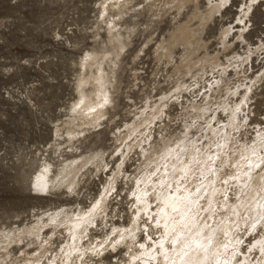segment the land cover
Here are the masks:
<instances>
[{
  "label": "bare ground",
  "instance_id": "1",
  "mask_svg": "<svg viewBox=\"0 0 264 264\" xmlns=\"http://www.w3.org/2000/svg\"><path fill=\"white\" fill-rule=\"evenodd\" d=\"M230 1L232 0H209L206 3L208 7L203 12L199 9L200 0H152L142 7L150 17L160 19L162 12L169 13L176 10L180 15L187 4L192 3L195 6L188 21L183 24L177 22L168 38H163L154 49L156 60L165 62L166 67L174 66L173 74L168 76V81L172 84L170 92L163 94L157 100H153L152 96H146L144 107L137 109L136 113H130L134 118L133 121L125 123L124 129L118 130L116 134L113 151L116 152L115 154H120L123 159H126L135 147L140 148L141 159L137 164V173L125 175L120 164L104 187L101 199L88 211L78 210L77 213H70L65 218H60L59 214L49 215L46 220L39 219L30 228L8 233L0 232V264H94L90 262L100 258L110 246L113 250L119 247L126 248V258L120 264H165L162 255L164 250H168L169 264L172 259H176L177 264H181V258L177 256L180 246L172 250L168 242L172 239V234L165 235L164 224L167 223L169 229L173 225L172 217L175 214L166 207V202L171 201V190L168 185L175 188L179 177L185 175L182 170H186V179L181 184L182 190L185 186L190 190L201 188L198 195L202 198L199 204L191 206L192 211L189 215L196 221L193 232L201 231L202 235L198 239L207 248L205 251L203 247L199 249L193 247L189 255L183 259L188 261V264H218V262L224 264L225 261L227 264H264V208L258 206V202L264 203V170L255 174L264 164V131L258 132L257 139L251 146H247L245 141H238L235 135L246 126L248 117L245 118V111L253 99V96L249 98V95L261 81L259 75L254 79L247 77L245 70L241 68L249 61L250 54L245 57L241 66L236 65L229 71L224 70V67L223 70H218L219 76L213 78L207 90L209 94L203 93L204 105L196 103L190 109L183 105L184 96L187 94L183 95V93L188 91L189 87L185 81L186 77L192 76L194 70L203 76L208 74V68L211 69V74L222 68L220 52L209 55L208 41L203 34L208 24L222 13V8ZM248 1L241 10L243 15L238 19V24L225 26L220 34L219 40L223 52L233 50L237 43H247L244 34L248 21H251L257 10L254 4L263 0ZM135 3L136 0H105L101 4L100 19L105 24L104 30L107 32L108 40L104 44L103 51L87 53L80 61L81 73L76 84L78 99L71 105L69 118L64 124L69 141L78 138L92 127H99L106 119L108 109L116 107L118 96L116 97L115 94H118L120 85L117 72L123 64L122 55L133 43L132 36L137 30L136 24L130 27L125 18L141 16L139 7L137 8ZM246 17H248L247 21ZM155 22L154 19L150 20L144 31L151 32ZM152 33L149 34L150 38L146 45L152 41ZM97 35L99 36L100 33ZM231 35H233L232 39H229ZM177 48H181L182 52L179 62L175 64ZM142 50L136 55L137 58L143 53ZM202 50L206 53L200 58L198 54ZM234 55L231 60L242 58L236 52ZM240 98L242 101L238 103ZM216 100L220 102L215 103ZM175 103L184 111L181 116L186 118L183 125L186 133L169 135L155 143L152 141L155 122L162 119L164 114L169 122L172 121L171 116L166 114V109ZM214 105H217V108L213 109ZM219 114L225 115L227 122H221ZM211 115L214 117L210 118ZM203 120L205 127L200 125ZM60 131L58 127V135ZM143 139L146 148L141 145ZM233 139L237 140L236 144L232 142ZM205 140L207 142H204ZM229 142L236 146H228ZM229 150H231L230 154ZM101 152L81 160H69L58 169L56 174L52 171L51 164L45 162L41 166L36 182L43 188L64 187L76 193L83 181L81 177L85 175L80 173L87 165L90 164L97 172L108 169L109 162L106 163ZM257 164L259 167L255 166ZM121 177L133 180L136 187L132 195L136 200L134 206L136 210L132 211L131 223L126 228L114 225L113 219L107 214L108 194L115 190ZM161 180L165 181L163 186L160 184ZM224 180L228 183L224 184ZM234 183L238 191L235 192V202H232L228 198L227 191ZM179 194L186 193L182 191L177 193ZM196 197L197 194L193 193L191 198L195 200ZM150 198L153 200L150 201ZM151 202L155 204L156 208L152 205L155 210L151 209ZM161 209H164V212ZM144 218L153 226L150 232L145 224L144 226L140 224ZM98 219L102 223L111 222L110 234L105 235L103 242L92 241L86 247L82 246L80 241L89 238L88 223H97ZM158 220L160 227L156 226ZM46 224L54 225V232L47 241L42 242V232ZM205 224L207 227H204ZM60 227L64 228L67 239L64 240V245L53 251L50 248L52 239L58 233L56 229ZM258 227L263 233L248 248L247 253H244L240 248L243 236L241 233L244 230L246 232V228L250 232L251 230L256 232ZM141 233L146 235L144 243L138 241ZM25 236H33L38 241L40 252L35 255L26 254V258L21 262L17 260L7 262L2 252L7 251L11 244L20 242ZM161 240L165 241L164 249L159 247ZM255 251L259 253V257L252 260V252Z\"/></svg>",
  "mask_w": 264,
  "mask_h": 264
},
{
  "label": "rangeland",
  "instance_id": "2",
  "mask_svg": "<svg viewBox=\"0 0 264 264\" xmlns=\"http://www.w3.org/2000/svg\"><path fill=\"white\" fill-rule=\"evenodd\" d=\"M104 1L0 0L1 233L30 228L39 219L46 220L49 215L59 214L60 218H65L70 213H77L78 210H90L101 199L104 187L120 164L125 175L137 173V164L141 159L140 148L135 147L137 150L134 148L129 152L127 160L123 159L120 154L113 151L116 134L118 130L124 129L125 123L133 121L130 113H136L137 109L144 107L146 96H152L153 100H157L170 92L172 84L168 81V76L173 74L174 66L166 67L165 62L156 60L154 49L163 38H168L177 22L183 24L188 21L195 6L189 3L180 15L178 11L172 10L169 13L162 12L161 18L155 19L142 9L152 0H136L135 4L137 8L139 7L141 16L125 18L127 25L132 27L136 24L137 30L132 36L133 43L122 55L123 64L117 72L120 85L118 94H115L118 96L116 107L108 109L101 127H94L95 129L92 127L78 138L69 141L64 124L69 118L71 105L78 99L76 84L81 73L80 61L87 53L103 51L108 40L107 32L104 30L105 24L100 19V7ZM208 1L200 0V12L208 7L206 4ZM247 1H230L222 8L223 14H218L205 28L203 37L208 41L207 52L209 55L220 52L222 68L212 74L208 68V74L203 76L194 70L192 76L186 77L185 81L189 87L188 91L183 93V95L187 93L183 105L188 109L196 103L204 105L203 93H208L213 78L219 76L218 70L225 68L224 70L229 71L236 65L241 66L245 57L250 54L249 61L241 68L245 70L247 77L254 79L259 75L261 81L249 95V98L253 96V99L245 111V118L248 117L246 126L239 132L235 131L237 132L235 135L238 141H245L247 146H251L257 139L258 132L264 131V1L254 4L257 10L251 21H248L244 34L247 43H237L233 50L223 52L219 40L224 28L238 24V19L243 15L241 10ZM152 19L157 22L153 24V30L144 31ZM245 20L247 21L248 17ZM150 33L152 41L146 45ZM232 36L229 39H232ZM141 50L143 53L137 58L136 55ZM181 52V48L176 49L175 64L179 62ZM234 52L242 58L231 60L235 56ZM205 53V50H202L198 56L201 58ZM241 101L242 98L238 103ZM218 102L220 101H215ZM170 106L166 109V114L171 116L172 121L169 122L164 114L162 119L157 120L159 123L156 121L154 124L152 141L155 143L169 135L186 133L183 127L186 118L181 116L184 111L177 103ZM212 108H217V105ZM219 115L221 122H227L225 115ZM212 116L214 117L211 115L210 118H213ZM200 125L205 127L204 120ZM58 127L61 129L59 135ZM236 141L232 140L233 143ZM232 142H229L228 146H232ZM141 145L147 147L144 139ZM229 151L230 154L231 150ZM97 152L104 155L106 163L109 162L107 171L97 172L90 164L87 165L80 173L85 175L81 177L83 181L76 193L64 187L48 189L37 184L36 178L43 163H50L52 171L56 174L67 161L81 160ZM263 170L264 164L255 174ZM236 186L234 183L228 187L227 195L232 202L236 200L235 192L238 191ZM135 189L133 180L121 177L115 190L108 194L107 214L117 227L126 228L131 223L132 211L136 210L134 208L136 200L132 196ZM152 200L153 198H150V201ZM152 205L155 207V204ZM153 206L151 209L155 210ZM142 221L140 224L142 226L145 224L150 232L152 224L145 218ZM110 223H102L99 219L97 223L89 222V238L81 240V245L86 247L92 241L103 242L105 235L111 232ZM53 227L52 224H46L42 232V242L49 239L54 232ZM56 230L58 233L53 237L50 246L53 251L64 245V240L67 239L63 227ZM261 233L263 230L260 227L256 232L253 230L250 232L246 228V232L244 230L241 233L243 235L240 241L241 250L247 253L248 248ZM139 236L138 241L144 243L145 233ZM32 237L25 236L20 242L11 244L7 251L2 252L7 262L12 260L21 262L26 258V254L39 253L40 244ZM155 238L153 236V239ZM255 252H252V260L259 257V253ZM126 253L124 247L113 250L110 246L100 258H95L90 263L120 264L126 258Z\"/></svg>",
  "mask_w": 264,
  "mask_h": 264
},
{
  "label": "snow or ice",
  "instance_id": "3",
  "mask_svg": "<svg viewBox=\"0 0 264 264\" xmlns=\"http://www.w3.org/2000/svg\"><path fill=\"white\" fill-rule=\"evenodd\" d=\"M255 166L259 167L258 164ZM182 171L185 172V175H181L179 177V179L176 181L175 188H173L172 185H168V188L171 190V201L166 202V207L170 208L171 212L174 213L175 216L172 217L173 225L171 229H169L167 223L164 224V228L166 236L169 233L172 234V239L168 241L172 246V250H176L177 246H180L179 251L177 252V256L181 258V264H188V261L183 258L189 255V251L192 250L193 247H195L196 249L203 247L205 251H207V248L206 245L200 239H198V237L202 235L201 231L197 230L193 232L196 221L194 217L189 215V213L192 211L191 206L193 204H199V200L202 198L198 195L201 192V188L197 187L190 190L187 186H185L182 190L181 184L186 179V170ZM223 183L227 184L228 181L224 180ZM160 184L163 186L165 184V181L161 180ZM182 191L186 194L177 195V193H182ZM193 193L197 194L195 200L191 198ZM225 199H227V197H225ZM258 206L260 208H264V203L258 202ZM161 211L164 212V209H161ZM204 211H208V209H204ZM165 215H167V212H165ZM177 225H179V227H177ZM156 226L160 227L159 220L156 222ZM204 227H207V224H205ZM164 246L165 241L161 240L159 242L160 249H164ZM141 247H144V245H141ZM162 255L165 260V264H169L168 250H164L162 252ZM154 258L155 257H153V259ZM170 264H177V260L172 259L170 261ZM224 264H227V262L225 261Z\"/></svg>",
  "mask_w": 264,
  "mask_h": 264
}]
</instances>
